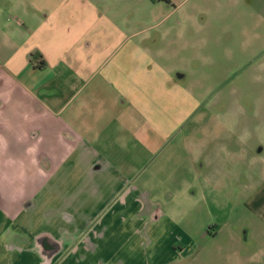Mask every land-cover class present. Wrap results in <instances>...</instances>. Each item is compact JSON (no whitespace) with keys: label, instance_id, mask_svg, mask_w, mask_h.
Here are the masks:
<instances>
[{"label":"crops","instance_id":"obj_1","mask_svg":"<svg viewBox=\"0 0 264 264\" xmlns=\"http://www.w3.org/2000/svg\"><path fill=\"white\" fill-rule=\"evenodd\" d=\"M189 1L0 0V264H175L195 248L188 217L163 209L149 140L205 128L175 59L257 37L264 5L233 0L231 31L225 0ZM248 207L264 217V186Z\"/></svg>","mask_w":264,"mask_h":264},{"label":"rangeland","instance_id":"obj_2","mask_svg":"<svg viewBox=\"0 0 264 264\" xmlns=\"http://www.w3.org/2000/svg\"><path fill=\"white\" fill-rule=\"evenodd\" d=\"M196 2L216 9V0H190L189 5ZM232 4L223 1L220 20L236 31L245 16L237 6L234 16L227 14ZM256 4L262 9L264 0ZM218 20L211 21L221 27ZM253 23L259 26L257 37L225 36L222 42H208L206 50L196 40L190 55L175 59L195 100L190 116L205 127L191 123L187 132L194 134L192 139L158 135L149 140V150L157 149L152 159L163 166L158 171L163 209L168 208L169 219L188 217L195 241V248L175 264H264V217L248 207L250 196L264 186V24ZM188 178L190 199L183 194ZM167 191L176 195L174 202L167 201ZM159 253L173 258L168 246Z\"/></svg>","mask_w":264,"mask_h":264},{"label":"trees","instance_id":"obj_3","mask_svg":"<svg viewBox=\"0 0 264 264\" xmlns=\"http://www.w3.org/2000/svg\"><path fill=\"white\" fill-rule=\"evenodd\" d=\"M166 2H168V0H165Z\"/></svg>","mask_w":264,"mask_h":264},{"label":"flooded vegetation","instance_id":"obj_4","mask_svg":"<svg viewBox=\"0 0 264 264\" xmlns=\"http://www.w3.org/2000/svg\"><path fill=\"white\" fill-rule=\"evenodd\" d=\"M208 232V231H207ZM209 233V232H208ZM214 235V234H213Z\"/></svg>","mask_w":264,"mask_h":264}]
</instances>
